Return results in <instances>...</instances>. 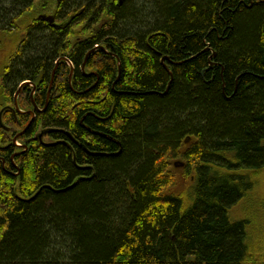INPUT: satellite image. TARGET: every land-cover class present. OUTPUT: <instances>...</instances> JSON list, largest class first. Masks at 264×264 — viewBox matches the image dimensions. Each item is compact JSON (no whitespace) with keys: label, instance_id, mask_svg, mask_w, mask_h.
<instances>
[{"label":"trees","instance_id":"1","mask_svg":"<svg viewBox=\"0 0 264 264\" xmlns=\"http://www.w3.org/2000/svg\"><path fill=\"white\" fill-rule=\"evenodd\" d=\"M6 34L0 264H264V0H0Z\"/></svg>","mask_w":264,"mask_h":264},{"label":"rangeland","instance_id":"2","mask_svg":"<svg viewBox=\"0 0 264 264\" xmlns=\"http://www.w3.org/2000/svg\"><path fill=\"white\" fill-rule=\"evenodd\" d=\"M39 2L40 1H38L37 4ZM34 10H35V8L32 11H30L28 14L32 15ZM43 14H45V13H43ZM47 16H49V15H47ZM4 37H5L4 40L3 39L0 40V73L3 70V68L5 66V61H6V59H4V60L1 59V57L3 56L2 49L9 45L8 49L10 50V45H13V43H14V40H13L14 38H12V36H8V34H6V35H4ZM4 41H5V43H4ZM2 44H4V45L2 46ZM187 141H189V139ZM176 162L183 163V165H181V164L176 165ZM175 166L178 168L177 177L179 179H178V183L176 184L174 189L181 190V189H184V187L187 186V184H188L187 179L185 178L184 173H183V169H182V167L184 166V162L183 161L181 162V160H176ZM263 176H264V174H263ZM263 176L260 179L257 177V179H259V181H258V184L256 185L255 194L250 195L245 201L246 203H249V204H251V202H253V205L249 206L248 204H245V205L242 204V205L236 206L233 210V214L235 216L244 215L245 208L247 205V207L250 210H253L252 212L254 213L255 219L260 224V230L262 229L263 234H264V207H262V201H261L262 197H260L261 195H264V177ZM247 211H249V210H247Z\"/></svg>","mask_w":264,"mask_h":264},{"label":"water","instance_id":"3","mask_svg":"<svg viewBox=\"0 0 264 264\" xmlns=\"http://www.w3.org/2000/svg\"><path fill=\"white\" fill-rule=\"evenodd\" d=\"M48 18L51 20V21H54V16H52V15H50V16H48ZM89 53H91V52H89ZM61 60H66L67 61V58L66 57H62L60 60H59V62L61 61ZM85 67H86V63H84L83 64V66H82V69L85 71ZM119 67H121V63H120V61H119ZM71 73H73V70H72V72ZM28 83H30L29 81H25V82H23L21 85H20V87H19V89L17 90V92H16V94H15V110H19L21 113H26L27 111H22V110H20V108H19V105H18V96H19V93H20V91H21V89L25 86V84H28ZM32 98H33V94H32ZM36 107V110H40L38 107H37V105L35 106ZM2 113H3V110H2V112L0 113V119H1V117H2ZM28 113H30L31 115H32V119H31V121L29 122V124L24 128V130H22L19 134H17V136L15 137V141L17 140V138L20 136V135H22L27 129H28V127L30 126V124L33 122V120H34V117H35V111L34 110H30V111H28ZM1 124L3 125V123H2V120H1ZM41 138H42V135L40 136ZM178 164H181V165H183V163H180V162H176V165H178Z\"/></svg>","mask_w":264,"mask_h":264},{"label":"flooded vegetation","instance_id":"4","mask_svg":"<svg viewBox=\"0 0 264 264\" xmlns=\"http://www.w3.org/2000/svg\"><path fill=\"white\" fill-rule=\"evenodd\" d=\"M17 114V113H16ZM28 114H30V113H28ZM31 115V114H30ZM35 118H36V114H35V117H34V120H35ZM30 119H32V115L30 116ZM34 120H33V122H34ZM31 121V120H30ZM32 122V123H33ZM29 124V123H28ZM27 124V125H28ZM31 125V124H30ZM42 135V138L46 135V133H42L41 134ZM40 135V136H41ZM41 137H40V139H42ZM29 146V143H19L18 145H17V147H16V152H24V151H26V149H27V147Z\"/></svg>","mask_w":264,"mask_h":264}]
</instances>
